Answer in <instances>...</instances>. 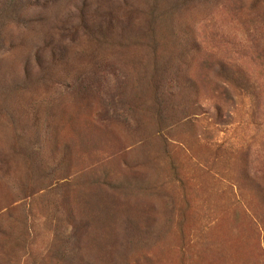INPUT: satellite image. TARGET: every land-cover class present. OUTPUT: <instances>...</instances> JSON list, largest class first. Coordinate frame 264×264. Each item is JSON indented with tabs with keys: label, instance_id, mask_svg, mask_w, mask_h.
Here are the masks:
<instances>
[{
	"label": "rangeland",
	"instance_id": "rangeland-1",
	"mask_svg": "<svg viewBox=\"0 0 264 264\" xmlns=\"http://www.w3.org/2000/svg\"><path fill=\"white\" fill-rule=\"evenodd\" d=\"M123 1L0 0V264H264V0Z\"/></svg>",
	"mask_w": 264,
	"mask_h": 264
},
{
	"label": "trees",
	"instance_id": "trees-1",
	"mask_svg": "<svg viewBox=\"0 0 264 264\" xmlns=\"http://www.w3.org/2000/svg\"><path fill=\"white\" fill-rule=\"evenodd\" d=\"M116 1L117 6L112 3L115 0H80L78 26L88 35L91 33L93 35L96 30H99V33H95V40L99 37L112 36L115 29L125 36L130 27L127 21L131 20V11L127 9V3L123 0Z\"/></svg>",
	"mask_w": 264,
	"mask_h": 264
}]
</instances>
